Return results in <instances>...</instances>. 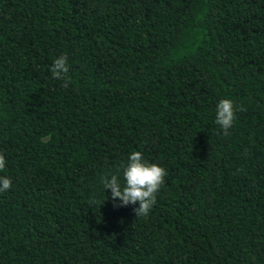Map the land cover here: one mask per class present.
<instances>
[{
  "label": "trees",
  "instance_id": "16d2710c",
  "mask_svg": "<svg viewBox=\"0 0 264 264\" xmlns=\"http://www.w3.org/2000/svg\"><path fill=\"white\" fill-rule=\"evenodd\" d=\"M133 151L147 217L101 183ZM0 154V264H264V0H0Z\"/></svg>",
  "mask_w": 264,
  "mask_h": 264
},
{
  "label": "clouds",
  "instance_id": "9594fccd",
  "mask_svg": "<svg viewBox=\"0 0 264 264\" xmlns=\"http://www.w3.org/2000/svg\"><path fill=\"white\" fill-rule=\"evenodd\" d=\"M52 76L61 80L66 86L70 83L68 77L69 66L66 56H60L54 60L51 68ZM237 110L244 111L243 105H235L230 99H222L217 104L215 122L223 129L224 134H229V128L236 119ZM6 167V158L0 154V171ZM167 169L156 163H149L143 158L140 151H133L128 163L123 166V185L118 175L111 174L101 177V183L105 189H111L113 201H120L118 206H139L133 211L136 217H147L156 203V194L164 184ZM12 182L7 176H0V192L11 189ZM104 202V201H103ZM91 203H95L91 201ZM117 206V205H114Z\"/></svg>",
  "mask_w": 264,
  "mask_h": 264
}]
</instances>
